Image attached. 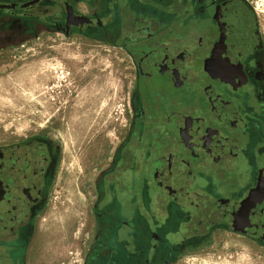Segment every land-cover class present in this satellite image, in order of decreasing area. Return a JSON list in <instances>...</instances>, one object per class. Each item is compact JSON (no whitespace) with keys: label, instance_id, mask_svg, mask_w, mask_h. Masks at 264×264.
Wrapping results in <instances>:
<instances>
[{"label":"flooded vegetation","instance_id":"obj_1","mask_svg":"<svg viewBox=\"0 0 264 264\" xmlns=\"http://www.w3.org/2000/svg\"><path fill=\"white\" fill-rule=\"evenodd\" d=\"M42 34L121 48L133 64L127 130L87 182L81 264H174L219 236L264 250V36L248 0H0V50ZM18 145L39 151L41 172L20 186L4 176L14 227L0 231V264H31L62 162L52 138Z\"/></svg>","mask_w":264,"mask_h":264},{"label":"rangeland","instance_id":"obj_2","mask_svg":"<svg viewBox=\"0 0 264 264\" xmlns=\"http://www.w3.org/2000/svg\"><path fill=\"white\" fill-rule=\"evenodd\" d=\"M248 1L264 36V0ZM132 81L124 50L78 35L42 34L22 48L0 50V147L48 137L62 149L31 264H81L90 223L87 182L127 130ZM174 264H264V250L219 236L212 247Z\"/></svg>","mask_w":264,"mask_h":264},{"label":"water","instance_id":"obj_3","mask_svg":"<svg viewBox=\"0 0 264 264\" xmlns=\"http://www.w3.org/2000/svg\"><path fill=\"white\" fill-rule=\"evenodd\" d=\"M39 151H32V150H26L24 148H19V145H14V149L12 150H5L0 155V186L4 185V176L7 175L9 178L8 184L10 185H16L20 186L25 183L26 181H23V177L26 176L29 171L32 170V167L40 170L41 168L36 164V167L33 165L30 166V161H33L35 158L32 157ZM42 178V176H40ZM20 193V191H14ZM4 192H1L0 195V231L5 228H13L14 225L12 223H6L4 220V216L2 213V209L4 208V200L2 198V194ZM23 199V196H20L16 201H20ZM15 208L16 205H14ZM3 219V221H1Z\"/></svg>","mask_w":264,"mask_h":264},{"label":"bare ground","instance_id":"obj_4","mask_svg":"<svg viewBox=\"0 0 264 264\" xmlns=\"http://www.w3.org/2000/svg\"><path fill=\"white\" fill-rule=\"evenodd\" d=\"M65 147H66V150H67V148L69 147V144H66Z\"/></svg>","mask_w":264,"mask_h":264}]
</instances>
